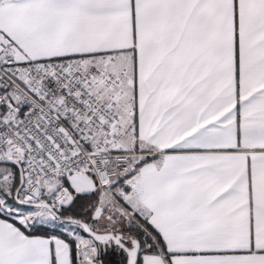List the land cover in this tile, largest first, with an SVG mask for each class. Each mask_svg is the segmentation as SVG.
<instances>
[{
  "label": "snow or ice",
  "instance_id": "obj_1",
  "mask_svg": "<svg viewBox=\"0 0 264 264\" xmlns=\"http://www.w3.org/2000/svg\"><path fill=\"white\" fill-rule=\"evenodd\" d=\"M0 264H264V0H0Z\"/></svg>",
  "mask_w": 264,
  "mask_h": 264
}]
</instances>
